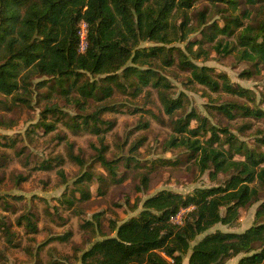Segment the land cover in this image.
Returning a JSON list of instances; mask_svg holds the SVG:
<instances>
[{"label":"rangeland","instance_id":"rangeland-1","mask_svg":"<svg viewBox=\"0 0 264 264\" xmlns=\"http://www.w3.org/2000/svg\"><path fill=\"white\" fill-rule=\"evenodd\" d=\"M202 14L205 24L216 21L223 25L236 15L244 25L254 24L264 18V1L238 0V8L232 10L225 0H195L188 9L189 26L194 30L185 39L166 44L178 46L196 64L211 67L213 75L226 74L235 88L245 90L242 95L213 91L193 81L190 70L179 64L178 50L172 53V65L157 60L153 66L169 83L167 95L181 99V107L171 114L160 100L159 89L163 87L152 82L130 85L122 69L118 73L124 87L112 85V94L104 100L85 98L70 89L69 81L36 73L30 75L27 90H20L22 100L0 92V264H82V254L96 241L114 236L112 226L138 215L146 198L162 190L186 195L197 188L224 185L232 170L211 178L213 168L202 172L197 153L192 154L182 144L170 146L174 137L190 136L202 144L211 137L210 131H178L179 121L192 112L202 121L191 119L188 129L203 121L214 125L220 137L214 146L228 149L230 144L224 140L228 133L235 136L231 148L234 159H244L236 153L238 145L264 153L259 140L264 136L263 119L245 115L242 109L234 110L235 116L229 118L216 109L230 101L264 109V62L239 58L237 35L242 27L231 35H219L224 43L237 45L231 53L217 52L214 42L203 37L206 26L200 23ZM182 20L179 15L177 22ZM158 44L145 41L141 46ZM104 76L87 74L78 83L100 81ZM104 103L114 110L101 113L109 124L98 123L96 132L82 122V117ZM48 108L56 112L44 114ZM43 123L54 124V128L46 130ZM139 139L142 143L135 147ZM102 144L106 145V158L114 161V175L96 160ZM258 167H264V160ZM263 200L264 185L259 200L242 208L232 224L218 223L192 243L216 230L244 232L264 219L256 218ZM187 210L182 209L171 220L181 223ZM27 219L35 224V230L27 225ZM244 255L226 259L223 264H237ZM183 263L188 264V255Z\"/></svg>","mask_w":264,"mask_h":264},{"label":"trees","instance_id":"trees-1","mask_svg":"<svg viewBox=\"0 0 264 264\" xmlns=\"http://www.w3.org/2000/svg\"><path fill=\"white\" fill-rule=\"evenodd\" d=\"M194 1L0 0V92L22 100L20 90H27L30 75L36 73L57 77L61 82L69 81L70 89L77 90L85 98L104 100L112 94V85L124 87L118 73L122 69V76L130 85L152 82L155 87H163L159 89L160 100L165 111L171 114L181 107V99L167 95L169 83L163 81L153 66L157 60L165 66L172 65V53L178 50L179 64L190 70L193 81L213 91L242 95L245 90L235 88L226 74L213 75L211 67L196 64L178 46H166L185 39L194 30L189 26L188 15ZM225 2L232 10L238 8V0ZM179 15L183 17L180 23L177 22ZM240 20L236 15L227 18L223 25L216 21L205 24L207 21L202 14L200 23L206 26L203 37L214 42L217 52L231 53L237 44L224 43L219 35H231L236 28L242 27L237 35L239 58L264 62V18L246 25ZM81 21L87 23L88 43L84 51L78 49ZM145 41L159 44L142 47ZM189 50L193 52L192 47ZM129 61L132 65H127ZM87 74L105 76L100 81L85 79L79 84V79ZM113 108L105 103L98 105L92 113L82 117V122L99 132L100 123L109 124L101 118V113ZM216 109L229 118L235 116L234 110L242 109L243 114L264 120V109L234 101L221 103ZM47 112L55 113L56 109L48 108L43 113ZM191 119L201 120V117L195 112L188 114L184 121H179L178 131L190 130L193 134H198L199 130L210 131L211 137L203 144L190 136L174 137L170 146L182 144L192 154L197 153L202 172L213 168L211 178L219 172L232 170L229 179L224 185L197 188L186 195L162 190L146 198L138 215L118 226L113 225L114 236L96 241L82 254V264H184L186 255L188 264H223L241 253L245 255L237 264H264V219L244 232L216 230L192 243L218 223L232 224L242 208L259 200L264 167L258 165L264 160V153L238 145L236 153L242 154L244 159H234L231 148L236 138L232 133L224 140L230 144L228 149L223 145L214 146L215 142H220L216 127L203 121L198 127L188 129ZM43 124L46 130L54 128V124ZM223 131L228 132L226 128ZM259 140L264 144V136ZM140 143L142 139L135 147ZM105 149L106 145L102 144L96 160L114 175V161L106 158ZM143 180L147 186V177ZM222 208H225L224 213ZM182 209H188L182 222L174 223L171 219ZM256 218H264V200L256 211ZM27 225L36 229L30 219Z\"/></svg>","mask_w":264,"mask_h":264},{"label":"built area","instance_id":"built-area-1","mask_svg":"<svg viewBox=\"0 0 264 264\" xmlns=\"http://www.w3.org/2000/svg\"><path fill=\"white\" fill-rule=\"evenodd\" d=\"M78 36H79V43H78L79 51H84L88 43L87 23L85 21H81L79 24Z\"/></svg>","mask_w":264,"mask_h":264}]
</instances>
